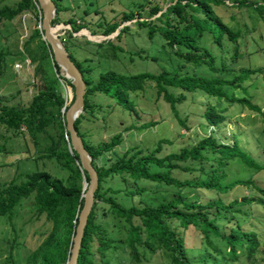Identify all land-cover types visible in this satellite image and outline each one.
Masks as SVG:
<instances>
[{
	"label": "rangeland",
	"instance_id": "rangeland-1",
	"mask_svg": "<svg viewBox=\"0 0 264 264\" xmlns=\"http://www.w3.org/2000/svg\"><path fill=\"white\" fill-rule=\"evenodd\" d=\"M17 1L0 0V7L4 4L15 6ZM58 1L61 12L58 14V21L51 24L53 28L57 27L54 33L63 44V40L66 39L70 51L83 67H89L90 71L85 73L94 82L98 80L99 73L106 70L130 75L140 72L158 74L166 71L169 73L177 68L183 73L231 79L240 69L260 67L262 73L251 74L245 80L238 81L236 87L229 90L233 91L236 97L248 99L264 112V11H256L246 4L238 5L242 1L260 4L264 0H222L218 5H214L216 14L223 22L230 28L238 30L240 34L237 39L238 51L234 56L232 55L233 43L223 39L221 50V47L213 42L210 32L204 31L200 36V51L208 49L218 67L224 64V71L218 72L209 70L204 64L193 65L191 62H186L175 53V50L182 49L181 47L170 48L158 30L150 36V25L140 23L142 19H146L151 20L154 26L162 25V22L155 17L172 0ZM154 4H158L159 11L150 16ZM36 13L32 10L23 11L12 20L0 25V53L3 57V60H0V105L26 106L32 96L44 87L42 79L45 70H41V67L40 72L37 70L40 52L35 49L34 42L29 44V48L38 51L37 53L32 49L24 48L25 40L38 23L39 14ZM131 15L133 17L131 20H124ZM69 18H73L76 25L86 27L75 31L74 24L68 22ZM171 22L176 23V19L174 18ZM112 23L119 25L113 32L103 34L105 27ZM39 26L37 24V27ZM123 26L125 28L122 29ZM119 31L121 32L117 36ZM95 43H101V45ZM57 78L58 91L66 105H69L73 99V89L64 80ZM170 90L179 95L180 89L170 88ZM184 94L185 99L177 102L173 110L169 103L157 94L155 83L148 81L142 90L130 93L129 98L135 103L134 110L130 111L117 103L114 97L96 92L89 96V101L94 105L88 113H84L85 117L80 123V130L93 146H101L114 134L121 132V143L113 151L118 155L126 148H139L149 152L157 146L160 139H167L169 142H163L158 155L191 146L210 133L227 142L235 138L242 149L260 164V167L248 165L241 159L229 160L223 168L224 175L221 183L251 179L252 186L235 184L225 192H216L194 186L178 189L175 186L140 179L137 186L144 187V190L133 200H126L122 192L109 191L108 194H112L127 205L134 203L152 206L168 201L179 194L185 196L187 200L198 202H207L219 197L225 204L234 199L240 200L244 196H259L260 191L257 187L264 188V116L262 112L253 110L238 101H218L200 89L185 91ZM208 103L216 104L224 109L226 117L224 122L214 127L206 125L201 115ZM51 133L54 134L52 129ZM0 144H5L7 149L6 152L0 153V186L9 181L21 183L26 179L25 173L39 170L46 171L62 180L69 175L66 168L47 156L49 151L43 147L48 144V141L37 148L29 136L16 135L12 130L0 126ZM105 155L108 161L103 163L112 164L115 160L111 157L112 154L105 152ZM99 164H102L100 160ZM212 166V160H205L202 164L204 169L202 172L199 169L192 171L173 169L171 173L179 179H203ZM154 168L157 169L152 166V169ZM125 184L129 188H136L131 180L124 182L119 177L108 179L104 187L111 186L119 189ZM101 205L106 207L104 204ZM235 208L240 209L233 214L238 219L242 230L256 232L259 243L254 255L247 257L245 246L242 245L237 248V259H230L225 255V241L221 237L210 234L209 242H207L199 236V228L190 227L186 239L191 261L207 264H264V208L255 203L235 206ZM102 219L103 225L111 231L110 235L114 238L118 237L115 235L117 231L123 232L125 223L109 212L102 216ZM225 221L226 219L218 218L217 223L221 232L227 229L224 227ZM232 221H228L227 227ZM50 226V222L44 215H36L33 197L23 199L15 207L11 220L0 216V264H26L28 255L45 238ZM115 252L113 260L119 261V264H168L159 250L150 255L148 261L131 259L125 249Z\"/></svg>",
	"mask_w": 264,
	"mask_h": 264
},
{
	"label": "trees",
	"instance_id": "trees-1",
	"mask_svg": "<svg viewBox=\"0 0 264 264\" xmlns=\"http://www.w3.org/2000/svg\"><path fill=\"white\" fill-rule=\"evenodd\" d=\"M56 5L53 22L58 21V14L61 12L58 0H53ZM222 0H172L155 19L160 20L162 25L154 26L151 20L142 19L140 23L150 25L149 34L152 36L158 30L164 37L166 45L176 49L177 56L193 65H207L211 71H224V64L218 67L211 51L201 50L199 38L204 31L211 33L213 42L221 47L223 39L233 43V56L238 51L237 39L239 31L230 28L216 14L214 5ZM246 4L252 6L256 11H264V2H240L238 5ZM34 11L39 14L38 25L41 24L42 12L37 0H18L15 6L4 4L0 7V25L10 21L23 11ZM158 4L151 8L150 16L158 12ZM36 13V14H37ZM141 17V16H140ZM176 19V23L171 21ZM129 16L124 19L131 20ZM68 22L74 24L75 31L86 26L75 24L73 18ZM33 27L29 37L24 42L25 49L34 42L40 54L37 70H45L42 82L44 87L36 92L28 105L23 107L0 105V126L12 130L16 135L29 136L38 148L40 145L49 151L47 156L55 159L59 165L69 171L66 179L62 180L53 177L46 171H33L25 173V180L21 183L11 181L0 186V216L11 220L14 209L23 199L33 197L35 212L37 216L44 215L50 222V230L40 244L28 255L26 264H66L70 256L73 244L75 228L78 222V214L83 205V181L89 180L88 174L82 169L78 154L66 139L68 132L65 129L64 110L67 109L65 100L58 91V78L64 80L70 87L73 86L60 74V68L53 59L49 44L42 38L43 31ZM119 24L112 23L105 27L103 34L113 32ZM125 26L122 27V29ZM121 31L118 32L117 36ZM94 34V32H91ZM96 37V36H95ZM72 38H70L71 40ZM68 39V41H70ZM64 45L86 83L84 95V107L75 120V128L81 136L85 148L92 157V164L97 172L98 186L94 193V202L89 213L81 245L78 252L77 264H119L113 260L116 250L125 249L131 259L148 261L150 255L158 250L164 255L168 264H207L205 262H193L190 260L186 234L190 227L199 228V236L209 242V235L221 237L225 241V255L230 259H237L238 246H245L247 257H252L258 247L256 232L253 230H242L238 219L234 217V211H240L235 206L251 205L255 203L264 208V188H258L259 196H244L242 199H234L225 204L221 198H213L207 202L190 201L179 194L168 201L160 202L152 206L147 204H125L116 199L110 191L122 192L126 200H133L144 190V187L137 186L140 179H146L157 184L175 186L182 189L186 186L205 188L216 192H225L235 184H246L252 186L251 179H237L231 183L222 184L223 168L229 160L241 159L246 164L260 167L251 156L242 149L237 139L231 142L219 139L213 134L201 137L195 144L182 147L179 150L171 151L163 155L157 153L162 149L163 142L167 139H160L157 146L149 152L139 148H126L123 153L116 154L114 148L121 143L122 133L114 134L101 146H93L85 138L80 130V123L94 103L89 101V96L100 92L116 99L123 108L133 111L135 103L129 98L130 93L140 91L146 82L153 81L157 87V94L161 95L175 110V105L185 99V91L200 89L208 96L216 100H227L228 102L238 101L247 105L253 110L262 112L261 108L254 105L246 98L236 97L233 89L236 83L248 78L251 74L262 73L258 68H243L235 72L231 79L222 77H208L195 75L194 73L180 72L175 68L173 72L150 73L140 72L136 74H118L114 71H101L98 80L94 82L86 71L89 67L83 65L75 58L69 49L66 39ZM67 43V44H66ZM101 45V43H95ZM35 53V51L32 49ZM32 50H28L32 52ZM0 53V60L3 57ZM264 78V75H263ZM170 88L180 89L179 95L171 92ZM74 97V95H73ZM73 100V99H72ZM207 126H217L224 122L226 117L224 109L216 104L208 103L201 115ZM146 125V123H145ZM143 126V125H142ZM24 127V129H22ZM51 129L54 134L51 133ZM5 144H0V153L6 152ZM105 152H110L115 160L112 164H104L108 161ZM99 160L102 164H99ZM205 160H212L213 166L209 173H205L203 179H179L172 175L171 170L182 171L204 170L202 164ZM196 165V166H195ZM153 167H157L152 169ZM204 173V172H203ZM119 177L122 181L131 180L136 185L135 189L129 188L126 184L123 188L115 189L104 185L108 179ZM104 204L106 207H102ZM99 209L101 211H99ZM110 213L113 217L125 223L123 232L115 233L117 238L110 235L109 229L103 225L102 216ZM231 213V214H230ZM102 215V216H98ZM218 218L226 219L221 232L217 223ZM232 221L227 227L228 221ZM264 253V249H263ZM264 261V258H263Z\"/></svg>",
	"mask_w": 264,
	"mask_h": 264
},
{
	"label": "water",
	"instance_id": "water-1",
	"mask_svg": "<svg viewBox=\"0 0 264 264\" xmlns=\"http://www.w3.org/2000/svg\"><path fill=\"white\" fill-rule=\"evenodd\" d=\"M41 9V24L39 28L43 31L42 38L47 41L50 46L53 59L60 68V74L68 78L73 86V100L64 110L65 129L68 132L66 139L70 141V145L76 151L81 163V167L88 174L89 180L84 178L83 189V205L78 214V222L75 228L73 244L70 250V256L66 264H77V257L81 245L84 228L87 223L89 213L94 202V193L98 186L97 172L92 164V157L85 148L81 136L75 128V120L82 112L84 107V95L86 92V83L83 75L75 62L71 59L65 45L54 33L51 21L56 13V5L53 0H37Z\"/></svg>",
	"mask_w": 264,
	"mask_h": 264
},
{
	"label": "bare ground",
	"instance_id": "bare-ground-1",
	"mask_svg": "<svg viewBox=\"0 0 264 264\" xmlns=\"http://www.w3.org/2000/svg\"><path fill=\"white\" fill-rule=\"evenodd\" d=\"M56 28H57V27H54V28H53V31H55ZM83 30H86V29H83ZM83 30H82V31H83ZM93 36H94V35H93Z\"/></svg>",
	"mask_w": 264,
	"mask_h": 264
}]
</instances>
